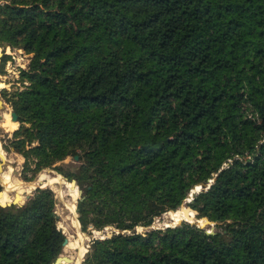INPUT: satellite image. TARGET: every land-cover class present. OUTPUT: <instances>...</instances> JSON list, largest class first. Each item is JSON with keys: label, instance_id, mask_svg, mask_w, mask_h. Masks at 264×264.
<instances>
[{"label": "trees", "instance_id": "1", "mask_svg": "<svg viewBox=\"0 0 264 264\" xmlns=\"http://www.w3.org/2000/svg\"><path fill=\"white\" fill-rule=\"evenodd\" d=\"M6 1L0 44L32 53L7 95L24 178L55 167L82 190L81 230L119 231L82 264H264V0ZM68 156L76 173L55 165ZM200 183L188 205L221 231L123 232ZM54 207L47 187L0 204V264H53Z\"/></svg>", "mask_w": 264, "mask_h": 264}, {"label": "rangeland", "instance_id": "2", "mask_svg": "<svg viewBox=\"0 0 264 264\" xmlns=\"http://www.w3.org/2000/svg\"><path fill=\"white\" fill-rule=\"evenodd\" d=\"M5 3H7L6 0H0L1 5L5 4ZM0 54H2L1 62H0V82L2 83V85L0 84V101L2 102V105L0 107V112L2 114L8 113L7 115H9V121H7V122L8 123L11 122L9 124V126L5 128L1 124L2 118H0V151H2V153L4 155L3 160L0 158V165H1L0 166V186H1V190H3L4 195L8 194L9 198L6 202H9L13 199L15 191L10 190L9 192H7V189H4L5 183H4V181H2V177H1V173H3V171H8V170H9L15 184H19L22 186H26V185H30V184H36V185H34L33 188H29L28 192L22 193V198H21V202L19 205L24 204L27 201V199L33 194V192L36 188H38V187L39 188H46V187L50 188L53 191L54 198H55L54 213L57 214L56 226L58 229L61 228V232L65 235V238H68L69 241H71V242L76 241L74 245H67V246L63 247L61 254L68 255V256L72 257L74 259V261L72 263L82 264V262L85 259V254L88 251L89 246L92 243V239L94 237L105 238V237H107V232H111V234H112L113 231H115V232H119V231L116 230V228L114 226L109 225V226H105L101 230L90 229L89 233L83 232L80 228V224L78 221V211L75 212L76 213L75 214V220L78 224V227L75 225H71L72 224L71 219H73L74 214H72L70 212L69 206L72 203L75 205V209L77 210V202H78V200H80L78 190L80 188H79V186L75 180L76 186H74L75 190H73V192L75 194H77V196L75 199L72 198V196L69 194L70 193L69 187L67 186V183L70 182L71 180H68L62 174H59L58 171L55 169V167L52 166V167L43 168L37 174H33L32 172H28V173H26V176L27 177L29 176L31 180H25L24 173H23V164H24L25 158L22 156V154L15 151L14 147L12 145V141L14 140L13 132L15 129H17L20 126V122L19 121L13 122L11 120L10 113H11V111H13V109H12L11 105L8 103L7 99H8V96H11L15 92L24 89L25 85L27 84V82L23 81L21 78V71L27 70L29 62L32 58V53H27L22 48L11 47L7 43H3V44H0ZM1 87H3V88H1ZM36 144H37L36 142L33 143V145H36ZM55 165L58 166L61 170H63L65 173H76L80 169V161H78V158L75 159V156L74 157L68 156L65 159H63L62 161L57 162ZM31 166H33V165L31 164ZM40 175H42L44 177V183H45L44 187H40L42 185H40V183L38 182ZM53 177H58V179H59L58 182L49 184L48 180L53 179ZM212 180H209V183H211ZM18 181H19V183H18ZM36 182H38V183H36ZM83 182L84 183L87 182V175L86 174H84V176H83ZM69 184H71V183H69ZM66 190H68V191H66ZM196 190H198V189L192 190L189 193V196H191L193 194V192H195ZM199 190L201 191L202 189H199ZM196 192H198V191H196ZM81 195H82V192H81ZM74 201H76V202H74ZM188 203H191V202L184 201L181 205L189 206ZM171 211H173V210L165 211V212L161 213L160 215L155 216L152 223L148 226H143V225L137 226L136 225L134 227V229L124 230L123 232H125L127 234L139 233V234L145 235V233H147L153 229H164L166 227H173V226L177 225V221L181 220V219H182V221H186L190 224H194L195 226L202 228L206 231L212 230V232L221 231L222 227L224 226V225H221L222 227H217L216 222H213L207 218H206L207 222L205 219H201L200 221H194L193 223H191L189 221L194 217V214L192 212H189L188 210H186L185 207H183V209L179 212L175 210L177 213L171 212ZM194 212H196V211H194ZM186 213L188 214L187 216L185 215ZM189 214H192L193 216H190ZM228 222H230V220H228ZM82 249L84 251V255L80 260L76 257V255Z\"/></svg>", "mask_w": 264, "mask_h": 264}, {"label": "bare ground", "instance_id": "3", "mask_svg": "<svg viewBox=\"0 0 264 264\" xmlns=\"http://www.w3.org/2000/svg\"><path fill=\"white\" fill-rule=\"evenodd\" d=\"M1 88H3V87H1ZM8 113H1L0 112V115L2 116L1 118V124H2V126L3 127H8L9 126V124L11 123V122H7V121H9V115H7ZM6 121V122H5ZM13 122H17V121H13ZM0 158L3 160L4 159V155H3V153H2V151H0ZM8 159V158H7ZM6 159V160H7ZM11 161V160H10ZM1 166V165H0ZM2 168V167H1ZM1 177H2V181H4V183H5V185H4V189H7V192H9L10 190H14L15 191V193H17V195H19L20 196V198H22V193H26V192H28L29 191V188H33L34 187V185H36V184H30V185H26V186H22V185H19V184H15L14 183V180H13V178H12V176H11V174H10V172H9V170L8 171H3V173L1 174ZM58 177H53V179H49L48 180V183L49 184H51V183H55V182H58ZM38 182L41 184V183H44V177L42 176V175H40V177H39V179H38ZM38 182H36V183H38ZM18 183H19V181H18ZM67 186L68 187H70L71 189H72V191H70V195L72 196V198H76V195H75V193L73 192V190H75V187H74V185L73 184H69V182L67 183ZM66 191H68V190H66ZM2 192H3V190H2ZM61 193V192H60ZM68 194V193H67ZM8 194H6V195H4V198L1 200V203H3V202H6L7 200H8ZM73 199V200H74ZM72 200V199H71ZM74 202H76V201H74ZM69 204V203H68ZM183 207H185V209L186 210H188L189 212H192L193 214H194V217L189 221V222H194V221H200V220H198L197 219V213L196 212H194L193 210H189L188 208H187V206H185V205H182L181 206V208H183ZM69 209H70V212L72 213V214H74V216H73V219H71V225H75V226H77L78 227V224H77V222H76V220H75V205L74 204H70V206H69ZM172 212H175V211H172ZM186 216L188 215L187 213L185 214ZM189 215H191V216H193L192 214H189ZM71 218V217H70ZM182 220V219H181ZM179 221V220H178ZM177 221V222H178ZM207 222V221H206ZM66 231V230H65ZM76 242V241H75ZM75 242H71V241H69L68 242V244L67 245H74L75 244ZM88 246V245H87ZM83 254H84V251H83V249L81 250V251H79L78 253H77V255H76V257L78 258V259H80L81 260V258L83 257ZM69 264H77V263H69Z\"/></svg>", "mask_w": 264, "mask_h": 264}, {"label": "water", "instance_id": "4", "mask_svg": "<svg viewBox=\"0 0 264 264\" xmlns=\"http://www.w3.org/2000/svg\"><path fill=\"white\" fill-rule=\"evenodd\" d=\"M1 56H2V54H0V62H1ZM1 105H2V102L0 101V107H1ZM10 115H11V120H12V121H18V116H17V114H16L14 111H11ZM1 117H2V116H0V118H1ZM77 158H78V157L75 156V159H77ZM70 183L73 184L74 186H76L75 180H71ZM42 184H43V183H41L40 185H42ZM198 185H199V189H204V190H206V189L209 187V184H205V183H200V184H198ZM40 187H44V186H40ZM193 188H195V186H194ZM199 189L196 190V191H198V192H196V191L193 192V194H192L191 196L188 195V199H186L185 201L193 202L195 196L200 192ZM78 192H79V196H80L79 199H81V198H82V195H81V192H82V191L79 189ZM0 194H1V191H0ZM27 197H28V196H27ZM20 202H21V198H20V196L17 195V193H15V194H14V197H13V199H12L11 201H9V202H3V203L0 202V204L3 205V206H5V205H11V204L19 205ZM181 206H182V205H181ZM187 208H188L189 210H193V209L190 208L189 206H187ZM75 212H77L76 209H75ZM196 212H197V211H196ZM54 214H55V216L57 217V214H56V213H54ZM181 221H182V220H179V221L177 222V224H179ZM191 223H193V222H191ZM59 230L61 231V228H59ZM206 232H207V233H212V230H209V231H206ZM109 236H111V232H107V237H109ZM101 239H103V237H94V238L92 239V243H93V242H97V241H99V240H101ZM68 242H69V239H68V238H64L63 243H62V246L65 247V246L68 244ZM85 252H86V251H85ZM83 255H84V254H83ZM63 261L69 264V263H72V262L74 261V259L71 258V257L68 256V255L59 254V255L56 257V259L54 260L53 264H61Z\"/></svg>", "mask_w": 264, "mask_h": 264}]
</instances>
